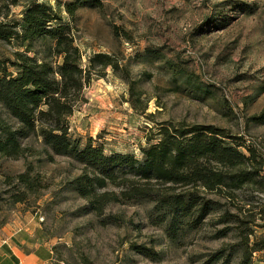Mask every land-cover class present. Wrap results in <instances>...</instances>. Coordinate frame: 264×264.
<instances>
[{"label": "rangeland", "instance_id": "1", "mask_svg": "<svg viewBox=\"0 0 264 264\" xmlns=\"http://www.w3.org/2000/svg\"><path fill=\"white\" fill-rule=\"evenodd\" d=\"M29 1L0 0V21L20 19ZM37 1L70 22L83 67L94 53L108 54L134 83L128 85L121 70L107 68L102 79L93 76L84 89L86 103L69 118L74 135H100L107 149L138 155L143 137L157 124L213 125L256 144L264 155V124L249 121L264 112V0H95L78 8L71 20L62 5L78 0ZM34 49L41 51L38 45ZM12 51L0 43V55ZM169 64L183 73L174 75ZM134 91L139 102L130 96ZM134 102L144 114L133 110ZM22 143L29 149L25 160H0V194L12 189L3 177L23 172L26 165L45 188L25 204L3 203L0 222L33 218L41 235L54 242L51 264H203L238 241L234 233L215 238L216 231L230 226L218 223L222 210L175 241L150 221L149 203H112L104 217H116L118 223L103 225L102 218L80 211L86 202L71 184L81 173L78 165L64 157L50 160L37 138ZM253 229L264 237L263 229ZM132 245L151 249L155 258L136 253ZM236 263L233 253L229 264ZM253 264H262L259 256Z\"/></svg>", "mask_w": 264, "mask_h": 264}, {"label": "trees", "instance_id": "2", "mask_svg": "<svg viewBox=\"0 0 264 264\" xmlns=\"http://www.w3.org/2000/svg\"><path fill=\"white\" fill-rule=\"evenodd\" d=\"M95 2L78 0L62 6L71 20L83 4ZM0 43L13 47L9 56L0 55V160H25L29 149L23 140L37 138L50 160L64 157L80 168L71 184L86 202L80 209L83 214L102 218L103 225L117 224L116 217H104L108 205L149 203L150 221L163 226L171 241L200 229L210 215L222 210L218 223L230 226L216 231L215 238L234 233L238 241L203 264H229L233 253L236 264H253L255 256L264 264V237L253 231L264 230V155L256 144L213 125L163 122L143 137L138 155L111 151L100 135H74L69 118L86 103L84 89L93 76L102 79L107 68L121 70L123 80L134 86L115 57L94 53L83 67L70 22L37 0L26 4L20 19L0 21ZM35 45L41 51L36 52ZM169 66L174 75L183 73ZM131 95L139 102L135 91ZM132 108L144 114L145 108L135 102ZM249 121L264 124V112ZM3 183L12 189L0 194V208L6 202L25 204L45 188L29 165L14 176H4ZM245 193L249 200L245 201ZM228 207L235 213L225 210ZM256 220L261 223L256 225ZM4 225L0 222V228ZM131 248L151 259L156 256L142 245Z\"/></svg>", "mask_w": 264, "mask_h": 264}, {"label": "crops", "instance_id": "3", "mask_svg": "<svg viewBox=\"0 0 264 264\" xmlns=\"http://www.w3.org/2000/svg\"><path fill=\"white\" fill-rule=\"evenodd\" d=\"M33 218H16L0 228V264H51L54 242L38 230Z\"/></svg>", "mask_w": 264, "mask_h": 264}]
</instances>
